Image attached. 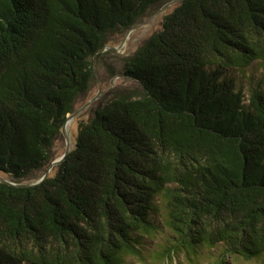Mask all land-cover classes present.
Returning <instances> with one entry per match:
<instances>
[{"label":"trees","instance_id":"1","mask_svg":"<svg viewBox=\"0 0 264 264\" xmlns=\"http://www.w3.org/2000/svg\"><path fill=\"white\" fill-rule=\"evenodd\" d=\"M164 0H0V264L218 250L264 264V0H179L125 59L139 85L55 142L92 60ZM3 177V176H2ZM149 253V254H148Z\"/></svg>","mask_w":264,"mask_h":264},{"label":"rangeland","instance_id":"2","mask_svg":"<svg viewBox=\"0 0 264 264\" xmlns=\"http://www.w3.org/2000/svg\"><path fill=\"white\" fill-rule=\"evenodd\" d=\"M178 2L179 0H164L161 5L151 9L127 32L111 35L107 42V51L93 58V79L90 89L85 96L75 102L74 111L81 108L66 122L65 129L69 140V150L75 146L78 122L86 120L101 101L110 99L117 93H130L139 90L138 83L125 76L122 72L125 59L137 49L145 38L160 28L163 16L171 12ZM262 72H264V65L254 62L244 69L232 70V75L237 79L238 85L243 86V90L246 93L250 77L257 78ZM95 95L96 97L90 100ZM65 147L66 140L62 135L55 142V158L63 153ZM55 168L56 165H52L48 170V174L52 175ZM0 176L7 177L2 172H0ZM217 253L218 250H211L198 257L192 256L196 263L191 262L190 258L183 252L174 254L171 260L168 259L162 262H154V260L150 259V254L148 253V259L143 264H212V259L218 255ZM125 261V264H141L135 257L130 256L126 257ZM223 264H261V261L259 259H246L241 256L229 255L225 258Z\"/></svg>","mask_w":264,"mask_h":264},{"label":"water","instance_id":"3","mask_svg":"<svg viewBox=\"0 0 264 264\" xmlns=\"http://www.w3.org/2000/svg\"><path fill=\"white\" fill-rule=\"evenodd\" d=\"M134 26H135V25H134ZM134 26H132L131 28H133ZM131 28H130V29H131ZM130 29H129V30H130ZM95 97H96V95L93 96L90 100H92V99L95 98ZM87 102H88V101H87ZM87 102H86V103H87ZM80 108H81V107H80ZM80 108L77 109V110H75V111H73V112H71V113H69V114L67 115V117H66L65 122H66L67 120L71 119V118H72V117H73V116H74V115L80 110ZM65 122L63 123V125H62V127H61V133H62V135L64 136V138H65V140H66V147H65V149H64V151H63V153H62L61 155H59L58 157H56V158H54L53 160H51V162L49 163V165H48L46 171H45V172L43 173V175H42L38 180H36L35 182L40 181L42 178H44L46 175H48V170H49V168H50L52 165H57L58 163H60V162L64 159L65 155L69 152V140H68V135H67V132H66V129H65ZM0 180H1V181L8 182V183L16 184V185H21V186L31 184V183H28V182L15 183V182L9 181L8 179H6L5 177H2V176H0Z\"/></svg>","mask_w":264,"mask_h":264},{"label":"bare ground","instance_id":"4","mask_svg":"<svg viewBox=\"0 0 264 264\" xmlns=\"http://www.w3.org/2000/svg\"><path fill=\"white\" fill-rule=\"evenodd\" d=\"M69 120H70V119H69ZM67 121H68V120H67ZM67 121H66V122H67ZM66 122H65V126H66Z\"/></svg>","mask_w":264,"mask_h":264}]
</instances>
